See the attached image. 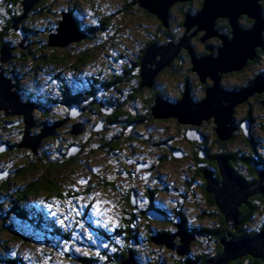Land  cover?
I'll return each instance as SVG.
<instances>
[{
  "label": "flooded vegetation",
  "instance_id": "flooded-vegetation-1",
  "mask_svg": "<svg viewBox=\"0 0 264 264\" xmlns=\"http://www.w3.org/2000/svg\"><path fill=\"white\" fill-rule=\"evenodd\" d=\"M49 1L50 0H47V2ZM188 1L190 0L181 1L179 10H176L172 5L170 6L167 12V21L165 25L156 15L151 14L155 17V19H152H154L156 23L158 21L162 22L158 32H161L160 39H165V43H161V40L159 42H150L149 40H151L150 38L154 33L149 39L141 38L136 46L138 47V53L135 58H131V61H135L139 56L141 57L142 51H145L146 48L151 45H156L157 47H163L169 43L178 45L183 42L185 34L186 36H190L188 46L191 48L196 58H202L211 52L214 56L216 55L217 49L222 45L221 36H225L227 41L232 38V27L229 21L226 18H217L214 25L216 34L204 38L205 32L203 30H201V32H195V27L190 28L184 33L186 27L184 26L185 20L183 18V30H181L182 33L180 34V30H176L177 24L181 20L179 12H181L180 8H184ZM195 2L198 7V0H195ZM260 2H263L262 4L260 3V6L261 16L264 17V0H260ZM199 10L200 9L185 14L196 15ZM171 11L175 14L173 23H171L169 16ZM185 14L183 15L184 17ZM238 20L239 26L243 29L250 28L253 23V20L246 15H241ZM248 22L251 23L250 26L245 25V23ZM57 25L58 23L54 25L51 19L49 26H47V28L45 27L47 35L54 32ZM174 30H176V32ZM172 32H174V34H172ZM88 35L89 34L86 33L84 37ZM176 37L179 38L176 39ZM133 40H136V38H133ZM198 43L203 45L202 48L198 46ZM195 46L201 51L207 50V53L205 55H198ZM129 47L127 50L133 53L134 47ZM183 48L188 53V50L182 47L171 62H141V60H139L141 58L139 57V62H120L116 68L109 73H114L115 70L116 73L123 65H125L131 73H134L131 85L127 84L128 81L123 82L119 88H116L115 91L112 92L113 97L121 95L125 98H134L136 97L134 88L137 87L138 89V95L134 106H130L125 102V104H123L124 107L123 105L118 107V109H120L118 112H114L110 104H108L109 106L107 107L109 108L107 113H111V115H114L118 120L115 124V145L113 146L111 154L114 160L119 161V168L121 167L118 171L120 185L114 182L112 184V189L118 194L116 195L117 206H120L122 203L126 208L125 212L122 208L120 209L119 220L124 224L125 230L129 229L127 232L131 231V234L132 232L134 233V238H130V241L138 240L140 233L137 227L142 226H144L145 231L147 230L145 235L146 240L148 235H150V237H171V248L167 247L164 243L160 245L155 244L157 249L170 254V259L167 260L157 252L155 257H152L151 261L148 262H155L154 264H187V262H189V264H208L205 262H208L209 259L213 258L219 251V240L221 241L229 236L233 239H245L264 231V223L255 220L257 214H253L250 217V223L246 225L247 228H254L256 230L255 232L250 233L242 229L238 230L239 232L236 231L240 224L239 208L242 205L241 202L237 206V222L235 228L232 229L227 224V235L221 236L218 239L217 234L219 235L220 228L226 224V220L224 218L222 219L224 215L217 207L213 194L208 190L209 178L215 184H220L222 181L218 158L225 159L230 173L239 179L245 186H249V184L251 185L257 181L258 175L254 168L255 166L252 165L254 171H250L246 159L253 151L251 163L255 162L256 159L258 163L264 164V157H262V153L259 150L260 146L262 147L263 145L261 144L262 140L252 134V136L250 135V140L245 134L242 135L243 130L241 129V122L245 119H249L250 130L245 126L244 129L246 132L252 131L255 124L258 123L260 115H255V109L253 107H255L254 104L258 105V108L264 112V87L261 91H256L252 94L258 96L252 104L244 103L248 104L247 113H244L245 116L243 115V117H239V119L234 118V113H236V109H234L231 123L235 130L227 139H221L217 134V125L214 116L202 117L193 110L195 115L190 122H181L177 117L172 115L155 117L153 115V108L157 99L164 100L171 105H176L188 94L192 103H201L206 97V89L213 85V80L209 75L205 77L204 81L201 80L199 74L193 68V62H191L190 57V62H182L179 59L180 53H183L181 50L185 51ZM12 60L15 62L16 58ZM65 66L68 68L71 67V72L73 73L71 76H68V74L65 75V85H67V89L71 91L70 93L77 94L78 97L86 98L90 85H93L92 81H95L99 75H92L81 69V67L75 68L72 62L65 64ZM246 68L248 71H252L253 76L251 78L242 77L244 81L240 84L227 83L228 76L240 75L241 71ZM145 70H147V74L145 72L146 77H142V72ZM65 72H67L66 69ZM257 77L264 79V32L262 33V45L255 48L253 58L247 59L242 67L238 69L231 71L227 70V72L222 73L220 75L219 86L224 90L230 89L232 91H238L250 85L252 80ZM174 79H176L175 82ZM75 80L78 81L75 82ZM79 80V84L71 86L72 81L75 84L78 83ZM143 82H145V84H142ZM148 83L150 85H148ZM169 83H172V86ZM68 86H71V89ZM171 88L173 91L172 94H170ZM98 95H100V93H98ZM65 98L67 116H69L71 104H76L81 110L76 118L81 116L83 111L81 108L82 105L78 102L69 105L67 96ZM149 111L151 113V118L147 117ZM161 113L166 114L168 111L162 110ZM79 118L81 120V117ZM74 119L75 118H70V120ZM82 122L84 124L87 123L86 120ZM166 123H170L171 128H169ZM99 125L101 126L100 129L98 127ZM97 128V131L103 128V121L98 123ZM154 131L158 134L165 133V135L163 137L160 136L159 141H155L153 136H151ZM238 137L241 138L242 142L249 150L244 152L240 147L235 148L233 151L227 149V144L234 143ZM220 142H222V144ZM152 145L154 149L151 148L153 147ZM225 152H227V157L222 155ZM214 157L217 161V165L215 166H213ZM244 171H246V174ZM122 181L123 186L121 185ZM262 188L264 189V181ZM122 190L123 192H121ZM119 197L121 199L120 201H118ZM247 198H251L254 202L258 200L262 202L261 198L264 199V194H256V196L252 195ZM261 206L263 207V205L259 204V207ZM149 214L153 217H150ZM126 225L127 228L125 227ZM180 231L184 232V234H181ZM233 232H237V235ZM183 240H187L188 242L184 253L180 254L177 248L181 245ZM204 259L205 261H203Z\"/></svg>",
  "mask_w": 264,
  "mask_h": 264
},
{
  "label": "trees",
  "instance_id": "trees-1",
  "mask_svg": "<svg viewBox=\"0 0 264 264\" xmlns=\"http://www.w3.org/2000/svg\"><path fill=\"white\" fill-rule=\"evenodd\" d=\"M54 0H50V2H47V0H39L31 9L26 12V14L22 17L24 14V5L23 0H0V74H2L6 78H10L13 83L15 84V90H17L20 94V96L26 101L31 102L32 100L35 102V105L37 108L35 109V113L37 112L36 117H34V124L32 128L30 129L31 135H37L41 132L42 128L44 126H51V125H59L58 128H56L53 132V134L47 136L44 138L39 148L37 149L36 153L31 151L30 149L18 147L20 144L24 129H25V123H24V117L23 115L19 114H7L4 110L0 111V132L2 131L3 134L7 133V137L9 135H13L14 138H17L16 141H10L9 139H0V144H2L1 147L6 146L7 148L0 151V157L4 154H10L14 153L13 160L8 159L6 162V165L4 166V169L0 171V173L4 174V179H2V176L0 177V182H4L3 184L0 183V190L5 189V194L10 199L6 198V202L0 201V230L1 231H10L11 227H17V230H11L10 236H12L13 239H18L23 242L32 243L28 238H23L21 234L22 229L18 227V225L27 226L26 228L33 229L34 232L38 235V241L39 239L43 241L42 244L39 246L42 247V253L44 255L47 254V251H49L50 255L54 253L55 251H58L63 254L65 258V248L63 246L65 245V238L68 236L65 233V220L60 222L58 225L57 217L50 215L48 212H46V208H48V205H44L43 203H48L49 198L48 196L42 198H38V196L41 194V192H47L48 195H56L63 199V194H60V189L58 188L56 184V180L59 178V171L65 172V168L71 166L73 161L82 154L84 149L88 150V144L90 142L80 140L81 137H84L85 131L94 132L99 142L97 143V148L93 149V151L98 152H106L108 157H112L111 154L113 151L114 143V134L111 133V130L113 126L118 122V120L114 117V115H111V113H107L105 109L110 104L111 107H113L114 112H118L120 109L118 107L122 106L127 102L130 106H134L136 97L138 95V89L135 87V93L136 97L134 98H125L121 95H118L116 97H113L112 92L115 91L116 88H119V86L122 85L123 82L128 81L127 84L131 85V82L133 80L134 73H131L125 65L123 67L119 68L118 71L115 73H111L108 76H106L104 79L102 77L96 78L93 82V85H90L88 92V95L86 98L78 97L77 94L70 93L67 89V86L65 85V79H62L63 71L65 70V64L73 63L75 68L85 67L90 62L93 61L92 53L89 51L91 47L89 48L88 43L94 42V48L98 50L99 56L98 58L100 60H103L101 58L108 59L111 54V49L108 47L109 41L103 39L99 42L101 39V34L103 33L104 38L113 36L114 39H116L117 32L114 33L113 30V24H110L109 22V16L105 15V13L102 11L101 7L99 8L97 5L96 0H63L62 3L55 4L53 2ZM123 6L119 8L116 12H121L124 15L119 14L120 16L115 18H123L122 16L127 15V19H129L135 27L139 28V30L142 31L141 35L143 38L149 39L152 34L154 35L150 38L151 41L159 42L161 32H158V29L161 27V21L157 22V24L153 27L150 23L147 22H141L140 19H138L135 16H141L144 15L146 17H155L151 15V13H148L146 10L141 8L139 4L136 2V0H123ZM83 2L87 6H91L97 9L94 16H89V14L83 15L79 13V8H81L80 3ZM199 6L197 7V3L192 0L186 2V5L184 8H180L181 12V20L177 24L176 30H180V34L182 33L181 30H183L182 21L183 18L185 20L187 12H195L196 10L200 9L202 0H198ZM103 3H106L103 1ZM261 4L263 2H260ZM66 8V10H65ZM99 8V9H98ZM64 9V10H63ZM61 11H69L74 16L75 20H77V24L81 27L83 31L88 33L89 35L82 38L81 40L77 42L70 43L67 46L64 47H50L48 46V35L46 34L45 37L41 38L37 37L36 35V29H33V18L39 17V16H45V15H51L50 19L53 20L54 25H56L61 17ZM77 12V13H76ZM130 14V15H129ZM185 14V17L183 16ZM87 17V19H91V22L89 24L83 25V21L85 19H81L82 17ZM53 16V18H52ZM170 21L173 23V19L175 18V14L173 11L170 13ZM22 18L19 21V25L17 24V29L19 28L23 30L24 36L28 40L30 36L29 42H32V46L30 45V48L27 50H19L22 57L20 56L19 64L18 62H14V60H11V62H2L1 61V49L4 45H9L11 47H14V43L12 41V37L16 38L17 44H19V32H17L16 27L13 26V23L15 20H18ZM111 19V18H110ZM32 24V25H31ZM250 22L245 23V25L250 26ZM165 28V26L163 25ZM162 27V28H163ZM45 28V27H44ZM122 29V28H120ZM133 30V29H132ZM176 30H174L176 32ZM35 31V35L33 36V32ZM174 34V32H172ZM129 35V34H127ZM35 37V38H34ZM174 37V36H172ZM179 37H176L178 39ZM198 40V39H197ZM96 42V43H95ZM140 42V38L138 40ZM21 43V42H20ZM161 43H165V39L161 40ZM16 44V45H17ZM13 45V46H12ZM195 45V44H194ZM78 46L80 48H78ZM98 47V48H97ZM197 49L198 55H205L207 53V50H199L197 46H195ZM78 54L75 55L72 60L69 57L70 51L73 52V50H77ZM80 49V50H79ZM201 49V48H200ZM70 50V51H69ZM108 51V52H106ZM144 53V51H142ZM143 53H141L143 55ZM140 54V55H141ZM141 55V56H142ZM139 56V55H138ZM180 60L182 62L186 61V57L189 61V54L187 51H183V53H180ZM125 60L121 61V59H117L120 62H139L138 58L135 59V61H131V58L123 56ZM14 58V57H13ZM141 58V57H140ZM17 59V60H18ZM140 60V59H139ZM22 62H28V66L26 69H24V77L25 75L28 76L30 73L33 76H36L35 72H40V75H45L47 70L49 68L57 69L60 73H56L54 76H47L46 80L48 79L47 85H53V90H56L55 96H46L45 101L41 100L38 95L35 93H32L30 90H26L27 86L22 87L21 82H19V77H17V64L21 66ZM94 62V61H93ZM103 62H105L103 60ZM179 62V61H176ZM17 66V67H16ZM121 69V70H120ZM54 73V72H53ZM130 77V78H128ZM62 80L63 84L59 83V81ZM78 80H75L77 82ZM80 83V80L77 84ZM75 85L72 81L71 86ZM66 86V87H65ZM111 87V88H108ZM39 88V87H38ZM114 88V89H113ZM110 91V92H109ZM100 93V95H98ZM68 99V104L71 103H80L81 108L83 109L82 115L79 116L80 118H75L74 120H67V110L65 109L66 104V97ZM92 97V99H91ZM73 98V99H72ZM127 99V100H126ZM131 99V100H129ZM61 107H59V105ZM58 107V108H57ZM124 107V105H123ZM117 109V110H116ZM116 110V111H115ZM46 113V114H45ZM5 116V117H4ZM148 118H151L150 111L147 114ZM141 118V116H140ZM77 119V120H76ZM86 120L87 123H83L82 121ZM80 122L83 125V130L79 135H73L71 133L72 126L76 122ZM100 121H103V128L101 130L96 131L94 128H97L98 123ZM12 123V124H11ZM11 124V125H10ZM10 125V126H9ZM85 125V128H84ZM12 130V131H11ZM1 132V133H2ZM106 134L107 137H103V134ZM59 134H63L61 138H59L60 141H63V143L60 144L58 148H56L54 151H52V148H49L48 152L42 151V144L46 140H55L59 137ZM66 134V137H65ZM90 140V139H89ZM222 144V142H220ZM71 145H74L76 147H79V151L76 155L73 156H67L69 147ZM0 147V148H1ZM115 149V148H114ZM56 151L57 154H54ZM47 152V153H46ZM254 152L252 151L250 156L246 159L247 166L250 171H254L251 163L252 154ZM17 154V155H16ZM18 155H21L20 157ZM222 155L227 157V152L223 153ZM223 157V156H222ZM214 159L213 166L217 165V161ZM217 167V166H216ZM258 179V177H257ZM250 185V184H249ZM123 192V190L121 191ZM254 195V194H253ZM252 196V195H251ZM37 198V199H36ZM45 199V200H44ZM248 200V201H247ZM262 202L264 203V199H262ZM260 200L257 202H254L251 200V198H246L245 202H242V205L239 208L240 213V224L238 229L236 230H243L247 232H255L256 230L254 228H247L246 225L250 223V217L253 214H257V210L259 209V203ZM264 207V206H263ZM219 213V212H218ZM225 219V216H222V219ZM85 218H82V220L79 222L81 226H84L83 229H85V225L89 226L87 223L84 222ZM225 222V221H224ZM226 223V222H225ZM12 224V225H11ZM264 226V224H263ZM127 228V225L125 226ZM129 228V227H128ZM261 228V227H258ZM81 229V237L82 240L85 237V230ZM129 229L120 228L117 232L119 236H123L124 239H126L127 242H129L130 238L134 236V233H130L131 231H128ZM145 230V228H144ZM97 233L96 239L97 243L95 246H91L90 250H96V256L97 257H103V261H98L95 257H89L84 256L81 254H75L76 257H78L83 264H119V261H121L123 258H126L128 255V251L131 250L130 247L123 248L121 251H109L113 250L115 247V233L114 231L109 232L108 230L96 228ZM147 231V230H146ZM19 232V233H18ZM237 232L236 235H237ZM150 233V232H149ZM234 233V232H233ZM234 233V234H235ZM227 235V223L224 224L223 227L220 228L219 235L217 234V238L219 239L221 236ZM61 238V242L55 241L56 239ZM134 238V237H133ZM152 237L148 235L147 241L151 244H155L151 240ZM54 239V240H53ZM53 240V241H52ZM41 242V241H40ZM54 242V243H53ZM55 243H58L55 245ZM88 243V242H87ZM130 243V242H129ZM85 245V244H83ZM160 245V244H156ZM219 251L218 253L211 259H209L208 264H211L210 261L216 258L222 251V245L219 240ZM99 248V251L97 252V249ZM106 249V250H105ZM134 252V251H133ZM48 255V254H47ZM263 255H264V249H263ZM49 256V255H48ZM36 260V256H35ZM263 260V261H262ZM140 261V260H139ZM205 261V259L203 260ZM0 262L2 264H25V259L20 256L16 255H3L0 257ZM155 263V262H154ZM154 263H144V264H154ZM230 264H264V259L261 258L260 260H257L256 258H253L250 255L242 256L240 258H237L233 261L229 262ZM228 263V264H229ZM27 264V263H26ZM142 264V263H141Z\"/></svg>",
  "mask_w": 264,
  "mask_h": 264
},
{
  "label": "rangeland",
  "instance_id": "rangeland-1",
  "mask_svg": "<svg viewBox=\"0 0 264 264\" xmlns=\"http://www.w3.org/2000/svg\"><path fill=\"white\" fill-rule=\"evenodd\" d=\"M54 1L53 2L55 4L63 2V0H54ZM103 1L106 3H103ZM96 2H97L96 7L97 6L99 8L101 7L105 15L111 18V19L109 18V22L110 24H113V28H115V30L113 31L114 33L117 32V35H115L116 39H114L113 36L104 38L103 33L101 34L102 36L99 42L102 41L103 39L109 41L108 47L111 49V54H110V57H108V59H105V57L101 58L105 62H103V60H100L98 58L99 53H98V50H96L93 46L94 42L93 43L89 42L88 46L89 48L91 47L89 51L92 53L94 62L93 61L90 62L85 67H81V69L85 70L88 73H91L92 75L93 74L99 75V77H102V79H104L120 63V61L117 59H121V61H123L125 60L123 56H126V57L129 56V58H135V56L138 53V47H136L138 43V39L143 38V36L141 35L142 31L139 30V28L135 27V25L129 19L126 18L128 14H126L125 16H122L123 18L121 17L115 18V17L120 16L119 14L124 15L121 12H116L119 8L123 6V3H124L123 0H96ZM180 4H181V1H176L172 4V7L176 8V10H179ZM79 6H81V8L78 7L79 13L81 12L80 14L83 13V15L85 16L86 14H89V16H94L96 13L94 11H97L96 8L87 6L83 2H81ZM177 15L179 17L178 13ZM50 16L51 15H45V16H39V17L33 18V25L32 24L31 25L34 26L33 29H36L37 37H39V35L41 36V38L46 36L47 32L45 30L47 26H49L50 24V20H51ZM80 16L82 17L81 19H85L83 21V25H85V23L89 24V22H91L92 18L87 19V17H83L82 15ZM135 17L140 19L141 22L145 21L147 23H150L153 27L157 24L154 19H152L151 17H146L142 14L140 18L138 15ZM227 20L229 21L228 18ZM237 23L239 24V20L237 21ZM44 27L46 28L44 29ZM194 27L195 29H197V26H194ZM186 32L187 30L184 31V33ZM34 35H35V31L33 32V36ZM18 36L21 42L22 41L21 34H19ZM133 38H136V40H133ZM29 40H30V36L28 40L26 39L28 45L26 46V48L23 49L20 46V42L19 44H17L16 38L12 37V41L14 43L13 44L14 47L12 48V50H11V46L6 45L10 48L8 49L10 50L11 58H9L5 62H11L12 59L16 58L15 62H18L19 64L18 58H20V56L22 57L19 50L24 51L30 48V45L32 44V42H29ZM129 46L134 47L133 53L127 50ZM198 46L202 48L203 45L198 43ZM78 48L80 47L78 46ZM181 51L183 52V50ZM77 52H79L78 49L73 50V52L70 51L69 57L72 60H74L73 58L75 57L76 54H78ZM186 59L187 60L184 62H188L187 57ZM189 61H190V58H189ZM18 64H17L18 67L16 66L17 67L16 75L17 77H19L18 79H19V82H21L22 87L27 86L26 90H30L32 93H35L43 101H45L46 96H55V92L57 89L53 90L54 88L53 85H47L48 79L46 80V78L47 76H54L56 73H60V72H56L58 71L57 69L49 68L45 75H42V74L40 75V72H35L36 76H33L30 73L28 76L25 75L24 77V69L27 68L29 63L22 62L21 66H19ZM65 69L67 70V72H65V70L63 71L62 79H65L66 74H68V76L73 75V73L71 72V67L68 68L67 66H65ZM252 76H253L252 71H248V69L246 68L241 71L240 75L228 76L227 83L228 84H233V83L240 84L242 83V81H244L242 80V77L251 78ZM175 80L176 79H174V82ZM11 82L13 81L11 80ZM62 82H63L62 80L59 81L61 85L63 84ZM169 84L172 86V83H169ZM248 86H246L245 88H247ZM68 87L71 89V86H68ZM227 92H232V90L227 89ZM255 92H253L252 94H254ZM172 93L173 91L171 88L170 94ZM252 94L248 96L244 101L236 103V105L233 106L232 111L234 112V109H236V113H234V118H238V119L239 117L242 118L244 113L245 112L247 113L246 110H247L248 104H244V103L252 104V102L256 100V97H258ZM31 102L35 104L33 100ZM263 102H264V99H263ZM58 105L59 107H61L60 104ZM254 106L256 107V108L253 107L255 109V115L257 114L260 115L258 119V123L255 124L252 131L246 132L244 127L246 126L250 130V123H249V119L243 120L241 122V125H242L241 129L243 130L242 135L245 134L249 140H250L251 134L261 139L262 140L261 144L263 145L262 147L260 146L259 150L262 153L261 154L262 157H264V112L258 108V105L254 104ZM0 111H3V110H0ZM33 112H34L33 117L37 118L36 116L37 112L36 113L35 111ZM166 125H168V127L171 128L170 123H166ZM229 128L232 130L229 132V136L227 138H229L231 136V133L235 130L231 121L227 122V131ZM1 132H0V139H9L10 141H16L17 138H14L13 135H9L7 137V133L3 134V132L2 133ZM115 132H116V126L114 125L111 130V133L115 134ZM152 134L153 135L151 136H153L155 141H159L160 136L163 137L165 135V133L158 134L155 131L152 132ZM62 135L63 134H59V137L52 141L46 140L42 144L43 148L40 153L44 151L48 152L49 148H52V151L58 148L60 144L63 143V141L59 140V138H61ZM83 135L84 137H81L80 140H83L84 142L85 141L90 142L87 145L88 150L86 151L84 149L82 154L79 155L72 162L73 164L65 168V172L59 171V177H58L59 179L56 180V184L58 188L60 189V194L61 195L63 194V199L56 195H48L47 192H41V194L38 196V198H40L41 200H43L42 198L48 196L49 198L48 203L46 202L43 203L44 205L49 206L48 208H46V212H48L50 215L52 214V216L54 217H57L58 225L60 227L61 225L59 223L65 220V222L63 221V223L65 224V233L67 234L65 236H68L65 238V245L63 246V248H65V258L62 253L58 252L59 250L52 253V255H50L49 251H47V254L49 256L47 254L44 255L42 253V247L39 246L40 244L43 243V241L40 239L38 241L37 233L34 232L33 229L31 230L30 228H26L27 226H22L20 224L18 225V227L22 229V232L21 233L18 232V233L21 234L23 238H28L30 241H32V243H27V242L20 241L18 239H13L12 236H10L12 235L11 232L14 229L15 230L18 229L17 227L16 228L11 227L10 229L12 231L10 230L7 232L5 231L3 232L0 230V257L3 255L20 256L21 258L23 257L25 259V262L27 264H83L81 261H79L80 259L75 256V254H81L84 256L95 257L100 262L103 261V257L96 256L97 254L96 250H90L89 248L91 246H95L97 243L96 234H95L97 233L96 228H101V229L103 228L105 230H108L109 232L114 231L116 235V232L119 230V228L123 227L122 222H120L119 220L120 219L119 212L121 208L125 212L126 208L122 205V203L120 206H117L116 204L117 196L116 195L118 194L116 191L112 189V184L114 182L120 185L119 184L120 180L118 179L119 178L118 171L121 167L119 168L120 166L119 161L114 160V158L112 157L106 156L108 155L106 152L102 153V152L92 150V148L93 149L97 148L96 146H97V143L99 142V139H98L99 136L97 137V135L94 132H90L88 130L85 131ZM65 137H66V134H65ZM103 137H107L105 133L103 134ZM1 146L2 144H0V147ZM239 147L244 152L249 150V148L242 142L240 137H238V139L236 138L234 143L227 144V149L229 151H233L235 148H239ZM151 148L154 149V146ZM247 153H250V152H247ZM54 154H57L56 151L54 152ZM117 154H118V151H117ZM13 155L14 153H10V154L6 153L0 157V171L4 169V166L6 165V162L8 161V159L13 160L12 158ZM18 156L20 157L21 155H18ZM255 162H253L254 163L253 166H255L254 167L255 170H256V166H259V165H262L264 169L263 163H258L256 159H255ZM244 173L246 174V171H244ZM2 179H4V176L2 177ZM258 180H259V177L257 181ZM263 181H264V178L261 181V186L263 184ZM0 183L3 184L4 182L2 181ZM121 185L123 186V181L121 182ZM253 185H255V182L249 186H253ZM231 192L234 193L233 195L236 194L235 191H231ZM4 194H5V189L0 190V201H4L3 203L6 202V198L10 199ZM256 194H254V196H256ZM257 195H260V194H257ZM120 200L121 199L119 197L118 201ZM258 203L264 206L263 202L260 201ZM256 216L257 217L255 218V220H257L258 222L264 223V207L262 206L259 207V209L257 210ZM82 218H85L84 222L85 223L88 222L87 224L91 227H88L85 225V229H83L84 226H81L79 223L82 220ZM81 229L85 230V237L83 240L81 237V232H82ZM137 230L140 233V237L138 238V240L129 241L130 243L127 242L126 239L123 238V236H119L117 233L115 237V241H114L115 247L113 248V250L109 249V251L111 252L115 250L121 251L123 248L130 247L134 251V255L137 261L142 264L148 263L149 261H151L152 257H155V254L157 252L160 253L163 257H165L167 260L170 259V254L157 249L155 247L156 246L155 244H151L145 239V235L147 232L144 230V226L137 227ZM55 241L59 243L62 240L61 238H59V239H56ZM58 243H55V245H57ZM98 251H99V248L97 249V252ZM35 256H36V260H35ZM256 259L260 260V258H256ZM0 264L2 263L0 262ZM85 264H88V263H85Z\"/></svg>",
  "mask_w": 264,
  "mask_h": 264
},
{
  "label": "water",
  "instance_id": "water-1",
  "mask_svg": "<svg viewBox=\"0 0 264 264\" xmlns=\"http://www.w3.org/2000/svg\"><path fill=\"white\" fill-rule=\"evenodd\" d=\"M39 0H23L24 14L28 12ZM176 1L184 0H136L141 8L149 13L156 15L159 20L166 24L167 12L170 6ZM241 15H246L253 20L252 26L248 29H243L237 23ZM217 18H228L230 26L232 27V38L227 41L225 36H221L222 45L217 49L216 55L208 53L202 58H196L193 55L191 48L188 46L190 36L184 35L183 42L178 45L169 43L163 47L151 45L146 48L141 56V62H171L178 54L182 47L188 50V53L193 62V68L199 74L202 81L209 75L213 80V85L206 89V97L201 103H192L188 94L183 97V100L176 105L157 99L153 108V115L155 117L175 116L181 122H190L194 117L196 111L202 117L214 116L216 122V132L221 139H227L229 132L227 131V122H232V108L236 103L244 101L255 91H261L264 87V79L257 77L252 80L251 84L240 91L227 92L219 86L220 75L224 72L231 71L242 67L247 59H252L256 47L262 45V33L264 30V18L261 16L260 0H202V5L196 15H187L184 26L188 31L190 28L197 26L196 31L203 30L205 32L204 38L210 35H215L214 29ZM22 18L15 20L13 26L16 27L17 32L22 36L20 43L21 48H26L27 41L23 36V30L17 29V24ZM74 16L69 11L61 12V19L58 22L56 30L48 35V46L50 47H64L70 43L77 42L85 36V32L77 24ZM23 33V34H22ZM4 45L1 49V61L5 62L11 58L10 48ZM13 47H11L12 50ZM147 74V70L142 72V77ZM142 84H145L143 82ZM148 85H150L148 83ZM15 84L11 82L10 78L4 77L0 74V110H4L7 114L23 115L25 129L22 140L18 147L30 149L36 153L41 141L47 136L53 134L54 130L59 125L44 126L41 132L37 135H31L30 129L33 126L34 117L33 111L36 105L31 102L24 101L19 92L14 89ZM162 110L168 113H161ZM194 110V111H193ZM105 111H109L106 108ZM81 110L76 104L70 107V118H76ZM99 129L101 126H98ZM98 128H95L97 131ZM83 130V125L76 122L72 126L71 133L79 135ZM6 146L0 148L6 149ZM79 147L71 145L67 156L76 155ZM218 163L222 175L220 184H215L209 178L208 190L213 194L217 207L221 210L226 218V223L232 229L235 228L237 219L236 212L239 203L244 202L247 197L252 194H264V189L261 186V181L264 178V169L262 165L256 166V171L259 180L253 186L243 185L239 179L234 177L227 168L225 159L218 158ZM4 174L0 173V177ZM242 186V187H240ZM231 191H235L233 195ZM153 215V214H152ZM150 217H153L149 214ZM181 234L184 232L180 231ZM152 242L155 244H165L167 247H172L171 237L167 236H152ZM187 240L181 243L177 248L180 254L184 253L187 246ZM222 245L221 253L210 261L211 264H228L242 256L250 255L253 258H263L264 249V231L259 234L245 238L233 239L231 236L220 241ZM119 264H141L137 261L132 250L128 251L126 258L119 261ZM189 264V262H187Z\"/></svg>",
  "mask_w": 264,
  "mask_h": 264
},
{
  "label": "bare ground",
  "instance_id": "bare-ground-1",
  "mask_svg": "<svg viewBox=\"0 0 264 264\" xmlns=\"http://www.w3.org/2000/svg\"><path fill=\"white\" fill-rule=\"evenodd\" d=\"M46 114V113H45ZM231 168V167H230ZM251 237V236H250ZM235 239V238H234ZM263 261V260H262Z\"/></svg>",
  "mask_w": 264,
  "mask_h": 264
}]
</instances>
